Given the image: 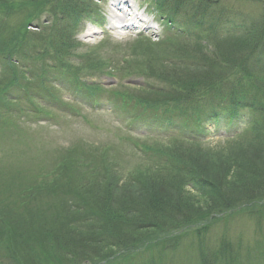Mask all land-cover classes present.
Returning a JSON list of instances; mask_svg holds the SVG:
<instances>
[{
    "label": "trees",
    "instance_id": "obj_1",
    "mask_svg": "<svg viewBox=\"0 0 264 264\" xmlns=\"http://www.w3.org/2000/svg\"><path fill=\"white\" fill-rule=\"evenodd\" d=\"M87 1L0 0V107L12 119L13 101L33 105L30 94L46 88L45 64L80 51L81 23L96 7ZM148 1L177 31L128 62L139 76L165 85L132 97L168 132L137 146L145 159L131 169L120 171L104 154L90 163L65 158L41 188H5L0 264H135L144 252L152 257L145 264H155L154 251L176 252L189 235L201 241V264H245L232 241L223 238L210 252L203 239L213 222L227 217L255 216L258 226L264 218L255 212L264 211V11L250 18L231 16L221 0ZM18 12L25 21L10 29L6 18ZM43 14L53 22L46 40L39 36L51 22L29 29ZM84 57L119 77L109 59ZM6 120L0 114V126ZM212 122L224 143L210 141L206 123ZM255 251L264 259V242ZM253 259L248 254L246 264Z\"/></svg>",
    "mask_w": 264,
    "mask_h": 264
},
{
    "label": "rangeland",
    "instance_id": "obj_2",
    "mask_svg": "<svg viewBox=\"0 0 264 264\" xmlns=\"http://www.w3.org/2000/svg\"><path fill=\"white\" fill-rule=\"evenodd\" d=\"M90 1L96 5L100 17L93 24H89L92 19L84 18V21H88L80 33V51L60 63L45 64V77L49 80L46 88H38L30 94L35 99L33 105L30 101L23 105L13 101L15 109L11 112L17 114V119H12L9 108L0 107V114L7 118L6 124L0 126V196L11 185L16 187L17 193L26 187L25 190L48 184L53 180L51 171L55 163L65 158H68L69 163L76 160H87L90 163L92 159L104 154L109 156V161L120 171L125 167L131 169L141 165L145 159L137 146L162 141L168 132L160 121H141L142 107L136 105V99L132 97L144 96V88L164 87V83L139 76L136 68L128 62L140 60L143 54L147 55V45L166 39L171 31L165 26L162 17L153 13L154 7H149L147 0H131L138 16L145 22L136 24L142 34L114 28L121 26L114 17L120 7L112 4L120 1L89 0L87 3ZM221 7L228 9L231 14L253 18L263 13L264 0H221ZM24 21V13L18 12L8 16L5 24L12 29ZM146 21L151 23V30ZM50 22V15L43 14L38 25L43 27ZM52 25L53 22L39 38H50ZM132 46L137 48V55ZM89 53L99 57V60L109 59V62L118 66L119 77L92 67L84 57ZM66 78L75 81L84 91H76ZM123 92L125 95H122ZM2 98L0 95V104H3ZM15 98V95L8 97L11 101ZM22 106L28 112H33L32 117L24 122L18 118ZM206 126L212 130L210 141L213 144L224 143L214 122L206 123ZM222 132L225 133V129ZM255 212L262 215V206L257 207ZM259 234H263V237ZM223 238L232 241L235 248L239 249L245 264L248 254L254 257L253 264H264V259H260L262 256L255 258L259 253L255 251L258 243L264 242V218L259 226L255 216L245 214L213 222L203 239L205 247L212 252ZM200 243L195 236L189 235L183 238V246L176 252L161 254L154 251L155 264H201ZM150 258L149 253L144 252L136 255L134 263L145 264ZM112 264L124 262L116 263L113 260Z\"/></svg>",
    "mask_w": 264,
    "mask_h": 264
},
{
    "label": "bare ground",
    "instance_id": "obj_3",
    "mask_svg": "<svg viewBox=\"0 0 264 264\" xmlns=\"http://www.w3.org/2000/svg\"><path fill=\"white\" fill-rule=\"evenodd\" d=\"M118 1H120V2H118V3L114 2L115 4H112V5L114 7L118 8V6H120V4L122 5V2H121L122 0H118ZM113 12L116 13L115 10H113ZM114 17H115V20L117 21V23L120 24L122 26V28H124V29H127V28L129 29V28L133 27L136 23L142 22V19L140 16H138L136 14H130V13H128V11L120 13V16L115 14ZM127 19H129V21ZM127 23H130V24H127Z\"/></svg>",
    "mask_w": 264,
    "mask_h": 264
}]
</instances>
